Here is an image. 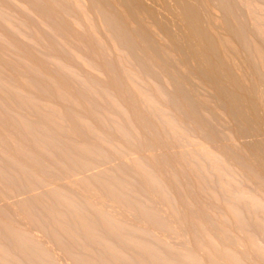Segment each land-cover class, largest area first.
I'll use <instances>...</instances> for the list:
<instances>
[{"label": "bare ground", "instance_id": "6f19581e", "mask_svg": "<svg viewBox=\"0 0 264 264\" xmlns=\"http://www.w3.org/2000/svg\"><path fill=\"white\" fill-rule=\"evenodd\" d=\"M207 63L264 109V0H0V264H264Z\"/></svg>", "mask_w": 264, "mask_h": 264}, {"label": "rangeland", "instance_id": "374dc122", "mask_svg": "<svg viewBox=\"0 0 264 264\" xmlns=\"http://www.w3.org/2000/svg\"><path fill=\"white\" fill-rule=\"evenodd\" d=\"M210 61H211V60H210ZM212 61H213V59H212ZM210 64H212V63H210ZM213 64H214V61H213ZM207 65L210 66V70H209V71H210V73L212 74V76L215 75V77L218 76L219 78H220V76H222V74H220V73L218 74V72L213 71V69L216 70V68H214L215 65H212V66H214L213 68H211V65H209V63H207L206 66H207ZM208 66H207V67H208ZM215 72H216V74H215ZM211 74H210V76H209L210 79L208 80V81H209V82H208L209 84L206 82V83H205V86H203V84H202L203 82H201V83H200V82H197V83H199V85H202L203 87H200V86H197V85H196V88H198V89H200V90H202L203 88H205L204 90H206V89H209V90H210V89L214 86V87L212 88V90H211L212 92L209 91V92H211V94L213 93V94H212L213 98H212L210 101L208 100V101H209V103H208V104H209V105H208L209 108L212 106L211 104H212V101H213V102H216V103L219 104V105H220V104H221V105L223 104L222 107L226 108V109L223 108V110H225V112H226V111H228L227 108H228L229 106H232V104L230 105V101H228L229 98H233L232 100L235 101V103H237V101L239 100L240 103H237V104H239L238 106H240V107L242 106V108H241L242 111L244 110L245 112H247L246 114H248V115H247V116H248V120L250 121L249 124L252 123V125L255 126V127H253V128H255L256 130L258 129V130L256 131V130L253 129V130H254V133H251V134L248 132L249 135H247V136L251 137V138H249V137L247 138V137H246V139H248V141H249V140L251 141V139H252V136H251V135H253V137H255V138L252 139V141H251L253 144L249 141V142L251 143V145H250V143H249L246 139H244L245 136H244V138H243V140H242V136L239 135V132L237 131L238 128H239V126H237L238 124L232 123V125H230V126H231V127H230L231 131L229 132V134L233 137V135H235V133H236V131H237V133H238L239 136L236 134V137L238 138V137L241 136V138H239L238 141H240L239 143L242 144V145L244 146V147H243L244 149L247 148V149H246V154H247V157H248V162H250L251 160H253L254 162H253V161H251V162H252V163H255V162H257L258 160H261V161L264 163V160H263V159H264V156H262V155H264V149H263V148H264V145H263L264 143L262 142V141H264V133H263L264 131H263L262 126H261V125H262L261 123H263L262 120H264V119H263V118H264V113H263V112H264V109L262 108L263 105L261 106L260 102H258L257 97L255 96L256 99H257V101H256L255 97H253L254 95L252 96V95H247V94H244V93H243V96H241L242 93L237 92V91L234 89V87L232 88V86H229V85H230V82H228L229 84L227 83V85L224 84L225 82L223 83V79H222V77L220 78L221 80L218 79V77H216V78H217L216 81L218 82V85H217V82L215 81V78L213 79V77H212V79H211ZM211 80H213V81H215V82H214V83H213V82H210ZM218 80L221 81V82H219ZM215 83H216V85H215ZM220 83H221L222 85H221ZM211 84H212V85H211ZM207 85H208V86H207ZM224 85H226V86H225V87L227 88L226 90H225V88H224ZM231 85H232V84H231ZM210 86H211V88H208V87H210ZM215 86H216V87H215ZM219 86H220V87H219ZM199 87H200V88H199ZM221 87H222L224 90L221 89ZM229 87H230V88H229ZM201 88H202V89H201ZM198 89H197V90H198ZM220 89H221V90H220ZM231 89H232L233 91H235V92H233V93H235V94H236V93H237V94L239 93L238 96H236L237 94L235 95L236 98L231 97L232 95L229 96V98L227 97V96L230 95V94L227 95L226 92H227V91H228L229 93L232 92ZM200 90H198L199 93H202V92L204 91V90H203V91H200ZM214 90H215V91H214ZM206 91H207V90H206ZM217 91H218V92H217ZM221 92H222V93H221ZM228 92H227V93H228ZM214 93H215V94H214ZM203 94H204V96H205V91H204ZM203 94H202V95H203ZM220 94H221V95H222V94H225V95H222V96H221ZM215 95H216L217 97L221 98V99H219V98L217 99V97L215 98V97H214ZM226 95H227V96H226ZM244 95H245V97H244ZM248 96H249V97H248ZM250 96H251V97H250ZM223 97H224V98L227 97L228 99H227V98L224 99ZM206 98H207V97H206ZM237 98H238V100L236 101ZM249 98H250V99H249ZM214 99H215L216 101H214ZM234 99H235V100H234ZM241 99H242V100H241ZM243 99H245L246 101H245V100L243 101ZM251 99L253 100V103H252L253 105H252L251 103H249V102H252ZM203 100H205V99H203ZM217 100H218V101H217ZM226 100H227V103H228V104L225 103ZM230 100H231V99H230ZM232 100H231V103H233ZM248 100H249V101H248ZM224 101H225V102H224ZM241 101H242V102H241ZM259 101H260V99H259ZM247 102H248V103H247ZM254 102H255V103H254ZM242 103H243V104L247 103V104H246L245 106H243ZM261 103H262V102H261ZM259 104H260V105H259ZM228 105H229V106H228ZM247 105H248V106H250V105L254 106V105H255L254 107H255L256 109H254V107H251V106H250V107H247ZM258 105H259V106H258ZM226 106H228V107H226ZM260 106H261V107H260ZM240 107H238V108L240 109ZM245 107H246V108H245ZM238 108H237V109H238ZM249 108H250L251 110H250ZM258 108H259V109H258ZM239 109H238V110H239ZM241 109H240V110H241ZM247 109H249L250 111L247 110ZM257 109H258L259 111H258ZM261 109H262L263 111H262ZM240 110H239V111H240ZM260 110H261V112H260ZM251 111H252V112H251ZM255 111H256V112H255ZM225 112H224V113H225ZM249 112H250V113H249ZM254 112H255V113H254ZM257 113H258V114H257ZM261 113H262V114H261ZM249 114H251V115H249ZM256 114H257V115H256ZM259 114H260L261 116H260ZM253 115H255V116H253ZM256 116H257V117H256ZM262 116H263V117H262ZM250 117H251V118H250ZM260 117H261V118H260ZM249 118H250V119H249ZM254 118H255V119H254ZM253 119H254V120H253ZM255 120H256L257 122H256ZM258 120H259L260 122H259ZM252 121H255L256 123L254 122V123H255V124H254ZM250 125H251V124H250ZM235 126H236L237 128H236ZM259 126H260V127H259ZM233 127H235V130H236V131H234ZM250 128L252 129V127L249 126V129H248L249 131L251 130ZM232 129H233L234 133L232 132ZM251 131H252V130H251ZM259 131H262V132H259ZM257 132H258V133H257ZM260 133H261V134H260ZM262 133H263V134H262ZM232 134H233V135H232ZM256 134H257V135H256ZM254 135H256V136H254ZM259 136H260L261 138L258 139ZM262 136H263V138H262ZM236 137L234 136L233 138H236ZM237 138H236V140H237ZM261 139H262V140H261ZM255 140H256L257 142L260 141L259 143L262 144V145H259V144H257V142H255L259 147H261V152H259V151H260V148H259L257 145H256V146L254 145L255 143H254L253 141H255ZM238 141H237V142H238ZM244 141H245V142H244ZM247 143H248V145H247ZM245 145H246V146H245ZM254 146H255V147H254ZM251 147H253V149H252ZM256 147H257V148H256ZM258 148H259V151H258ZM249 149H250V150H249ZM248 150H249V151H248ZM255 150H256V151H255ZM262 150H263V151H262ZM252 151H253V153H252ZM152 153H153V152H152ZM251 153L253 154V156H252ZM257 153H258V154H257ZM259 153H261L260 156H258ZM255 154H256V156H255ZM250 155H251L252 157H251ZM249 156H250L252 159L249 160ZM257 156H258V157H257ZM247 157H246V159H247ZM255 157L258 158V159H255ZM262 158H263V159H262ZM255 160H256V161H255Z\"/></svg>", "mask_w": 264, "mask_h": 264}]
</instances>
